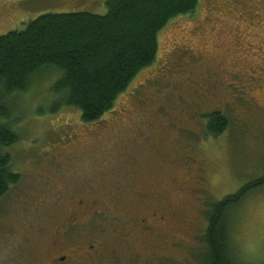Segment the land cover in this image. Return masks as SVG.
<instances>
[{"label": "rangeland", "instance_id": "rangeland-1", "mask_svg": "<svg viewBox=\"0 0 264 264\" xmlns=\"http://www.w3.org/2000/svg\"><path fill=\"white\" fill-rule=\"evenodd\" d=\"M105 1L0 0V36L46 13L104 15ZM184 38L207 65L172 52V43ZM157 41L156 61L95 122H83L74 107L50 111L57 99L50 89L62 74L56 67L37 73L26 93L6 98L10 117L0 116V124L19 139L4 151L21 177L0 200V264H41L75 196L106 202L107 217L94 227L101 260L114 249L127 258L115 234L126 220L140 264L149 256L148 264L204 263L209 203L264 173V0H198ZM212 112L228 120L217 135L209 129ZM161 209L171 214L164 241L152 225L144 230L148 236L135 224ZM230 223L239 258L263 263L264 186L233 211ZM68 242L76 253H88Z\"/></svg>", "mask_w": 264, "mask_h": 264}, {"label": "trees", "instance_id": "trees-1", "mask_svg": "<svg viewBox=\"0 0 264 264\" xmlns=\"http://www.w3.org/2000/svg\"><path fill=\"white\" fill-rule=\"evenodd\" d=\"M198 0H106L104 15L86 11L46 13L21 30L0 36V116L9 118L8 96L26 93L42 69L56 67L61 77L51 87L57 97L50 109L74 107L85 123L101 119L145 68L157 57V36L167 23L195 10ZM209 129L220 134L227 118L209 115ZM19 135L0 124V200L20 181L4 149ZM264 186V173L234 194L212 201L206 214L202 241L203 264H248L232 245L230 216L246 197ZM259 264H264L259 263Z\"/></svg>", "mask_w": 264, "mask_h": 264}, {"label": "flooded vegetation", "instance_id": "flooded-vegetation-1", "mask_svg": "<svg viewBox=\"0 0 264 264\" xmlns=\"http://www.w3.org/2000/svg\"><path fill=\"white\" fill-rule=\"evenodd\" d=\"M175 42L172 43V52L175 51V49L183 53L186 52V55H189L199 63V65H207V58L202 55V52L198 50L197 47L189 43L190 40L184 38L182 41L178 42L179 44ZM204 71L207 72L206 74H208V76H212V71ZM224 71L226 74H229L232 79L235 78V73L227 70ZM252 72H254V70ZM213 74H216V72H213ZM227 84H230V81ZM75 197L72 199L73 205L69 207L63 221L57 225L55 229L56 234L51 241L48 254L41 264H82L76 262L77 258L88 259L90 263L92 262V259L95 262L94 257L97 258L96 261L102 264H140V260L142 259L141 250L132 242V236L134 234L126 228V225L124 226L126 220L118 224L117 231L119 232L117 233L116 231L115 234L118 237L117 240L120 241L121 246L123 247V255L127 258L123 261L120 252L117 253L115 249L112 253L108 254V256L105 255L103 260L99 258L97 253L100 252L98 248L99 244H102V238L100 240V236L95 232L94 227L96 223L100 221V218L107 217L104 211V205L106 202L103 200L100 202L96 201L95 199L99 196H81L77 199ZM170 218V212L167 211V209H161L159 211L151 212L145 217H141L136 220L137 223L135 224L139 225V229H141L142 233L144 230L147 232V229L152 225L155 228V233L164 241V238L169 237L168 233H166V225ZM146 232L143 234L148 235V232ZM70 239H73L78 245L84 246V248L88 250V253L81 255L72 250V248H70L71 246H68V240ZM73 251L75 253H72ZM149 258L150 256L147 258V264L149 263ZM92 264L94 263L92 262Z\"/></svg>", "mask_w": 264, "mask_h": 264}]
</instances>
